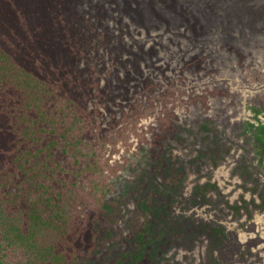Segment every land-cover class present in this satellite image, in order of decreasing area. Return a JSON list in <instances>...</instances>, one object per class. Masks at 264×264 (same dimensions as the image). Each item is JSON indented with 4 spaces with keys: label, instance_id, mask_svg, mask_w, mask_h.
<instances>
[{
    "label": "trees",
    "instance_id": "trees-1",
    "mask_svg": "<svg viewBox=\"0 0 264 264\" xmlns=\"http://www.w3.org/2000/svg\"><path fill=\"white\" fill-rule=\"evenodd\" d=\"M263 148L264 0H0V264H222Z\"/></svg>",
    "mask_w": 264,
    "mask_h": 264
},
{
    "label": "rangeland",
    "instance_id": "rangeland-1",
    "mask_svg": "<svg viewBox=\"0 0 264 264\" xmlns=\"http://www.w3.org/2000/svg\"><path fill=\"white\" fill-rule=\"evenodd\" d=\"M264 151V148H263ZM232 171V170H231ZM235 171V170H233ZM240 172V170H238ZM236 172V171H235ZM131 171L128 170L126 173V177H130ZM226 185V186H225ZM224 187H228L229 185L225 184ZM246 187L243 183H239L237 188ZM262 186L257 189L246 190V197L241 199L239 202L236 200L233 206L227 204V208H223V202H227V198L217 197L216 195H222V189H218L217 191H211L212 188L207 189L209 199V206L207 207L208 213H210V217L213 218V221L216 223L219 220H226V216L228 218V225L223 224V228H225V234L217 233V230L214 231V235L207 236L209 238L210 244L216 242L220 244L222 242L231 241L235 228H244L248 229V225L252 227L251 234L249 235L247 242H243L244 237L241 235L234 236V246L229 243V245L223 250L224 261L222 264H264V225L260 228V223H252L258 217L259 212L264 211V188ZM204 189V187H203ZM249 193V194H248ZM228 194V193H227ZM229 196V195H227ZM240 203V204H239ZM223 206V207H222ZM238 206H240V210H238ZM222 209H225L224 212ZM229 214V215H228ZM225 215V216H224ZM231 217H234V221L230 220ZM216 225V224H215ZM228 227V229H226ZM216 234V235H215ZM193 236V235H192ZM248 236V235H247ZM199 237V235L197 236ZM204 238V237H203ZM231 238V240H230ZM191 238L187 240L190 241ZM193 241L191 243L188 242L185 246L186 248L191 246L193 247ZM210 248L206 252V264H217L212 262L211 253H209Z\"/></svg>",
    "mask_w": 264,
    "mask_h": 264
}]
</instances>
